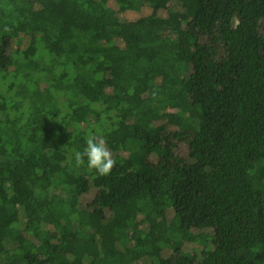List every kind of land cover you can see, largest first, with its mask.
<instances>
[{
    "label": "trees",
    "instance_id": "16d2710c",
    "mask_svg": "<svg viewBox=\"0 0 264 264\" xmlns=\"http://www.w3.org/2000/svg\"><path fill=\"white\" fill-rule=\"evenodd\" d=\"M0 264H264V0H0Z\"/></svg>",
    "mask_w": 264,
    "mask_h": 264
},
{
    "label": "clouds",
    "instance_id": "9594fccd",
    "mask_svg": "<svg viewBox=\"0 0 264 264\" xmlns=\"http://www.w3.org/2000/svg\"><path fill=\"white\" fill-rule=\"evenodd\" d=\"M4 30L7 32L10 29L5 27ZM73 156L76 166L79 167L86 163L88 169L95 170L100 176L111 174L117 163L105 139L92 133H89L86 137V144L83 150H74Z\"/></svg>",
    "mask_w": 264,
    "mask_h": 264
},
{
    "label": "rangeland",
    "instance_id": "374dc122",
    "mask_svg": "<svg viewBox=\"0 0 264 264\" xmlns=\"http://www.w3.org/2000/svg\"><path fill=\"white\" fill-rule=\"evenodd\" d=\"M128 132H132L133 131V129H132V127H130V126H126V128H125ZM138 156V155H137ZM132 160L130 159V160H128V162H131ZM171 181H172V183H174V182H176V179H171ZM85 189H87V195L90 197V198H93L94 200H96V204H95V210L93 211V218L97 221V222H100L101 221V219H103V218H105V212H104V209L101 207V205H100V200H101V196H102V194H103V191L100 189L99 190V188H96L95 187V185H93L92 187H90V188H88L86 185H85ZM165 191H163V192H160L159 193V201H160V204L162 205V207L161 208H164V207H167L166 206V204L165 205H163V203H162V197L161 196H163V193H164ZM165 194V193H164ZM102 224V223H101ZM110 225V224H109ZM108 225V226H109ZM105 226H106V224H105Z\"/></svg>",
    "mask_w": 264,
    "mask_h": 264
}]
</instances>
